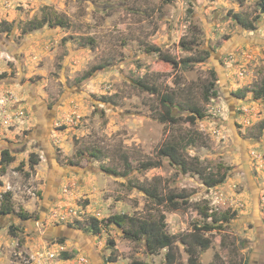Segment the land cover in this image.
Here are the masks:
<instances>
[{
	"label": "rangeland",
	"instance_id": "rangeland-1",
	"mask_svg": "<svg viewBox=\"0 0 264 264\" xmlns=\"http://www.w3.org/2000/svg\"><path fill=\"white\" fill-rule=\"evenodd\" d=\"M260 2L0 0V21L9 26H0V146L15 158L0 169V206L9 192L13 208L29 215L22 220L0 214V264H10L14 247L29 251L54 242L68 248L65 264H90V256L99 264H162L167 248L148 253L143 240L128 239L121 227L106 222L121 213L141 218L163 213L165 231L176 236L174 264H188L180 235L204 222L203 206L236 214L222 229L203 233L211 242L201 251L202 264H264V129L259 128L264 98L251 91L264 77V15L252 30L234 18L239 13L252 19ZM47 14L63 24L23 32L25 22ZM150 46L175 59H203L187 68L174 66ZM211 70L216 94L205 101L202 90L213 79ZM141 82L153 84L156 92ZM172 91L179 100L197 99L205 116L193 124L161 121V94ZM30 99L55 106L49 119L40 114L51 129L44 153L28 141L37 122ZM17 110L22 119L2 122ZM177 110L173 107L183 118ZM182 135L184 144L194 138L184 154L207 169L225 171L223 181L207 186L197 174L182 173L158 156L166 140ZM31 153L39 156L35 165ZM158 157V167L139 169L140 161ZM154 178L163 194L187 192L188 203L158 205L136 186ZM92 218L102 220L98 233L86 230ZM10 223L19 226L12 233ZM66 224L78 233L62 241L46 238L52 226L57 233ZM79 231L85 247L76 240Z\"/></svg>",
	"mask_w": 264,
	"mask_h": 264
},
{
	"label": "trees",
	"instance_id": "trees-1",
	"mask_svg": "<svg viewBox=\"0 0 264 264\" xmlns=\"http://www.w3.org/2000/svg\"><path fill=\"white\" fill-rule=\"evenodd\" d=\"M264 15V0L260 2V8L258 13L252 18L248 19V17L243 16L239 13H234V18L246 29L252 30L255 28V22ZM44 24H48L49 26L54 25H62V19H58L57 15L51 16L50 14L45 15L41 20H29L25 22L22 30L27 33L32 30H35L41 27ZM0 26L3 29H7L8 23L5 21H0ZM181 44L183 48L188 50L190 47L184 45V40H181ZM149 49L154 51L160 55L163 61L169 62L171 64L180 65L184 67H191L194 63L200 62L203 57L201 56H186L179 59H175L171 57L169 54L161 53V50L157 46H150ZM206 52V51H205ZM213 74V79L206 85L203 86L202 96L205 101H208L211 96L216 94L215 90V74L214 71L211 70ZM141 87L151 93L156 92V87L152 84L149 85L147 83L141 82ZM253 92V96L255 98H264V77L260 80V82L251 89ZM235 94L238 97H243L244 92L241 90H236ZM176 92H164L161 94V101L163 106L165 107V112L163 115L158 116L161 121H172L177 122L179 119H184L186 122L193 124L197 118H203L205 116V110L201 105L198 104L197 99H191L188 96H185V99L179 100L177 98ZM173 107H178L179 112H184L185 116L181 118V116H176L173 113ZM259 128L264 129V120L259 123ZM184 139V135H182L181 139H171L166 140L158 149L157 154L161 157H167L169 162L174 165L177 169H179L182 173H194L197 174L207 186L215 185L221 181H223L226 177V172H221L219 169L210 170L207 169L206 166L202 165L201 162L197 158H188L184 154V149L186 145L192 144L194 142V138L192 135L188 137L185 144L182 142ZM95 157L97 156L93 153ZM98 157V156H97ZM39 156L37 154L31 153L29 156V162L31 165H35L39 161ZM14 156L10 153L9 149L4 148L0 151V169L4 171L5 167L10 164L14 160ZM160 165V158H147L139 162L140 170H148ZM104 171L113 174L119 175L120 173L109 167L103 168ZM138 189L142 191L147 197L153 199L158 205L166 203L171 208H179L188 203L189 194L182 191H169L166 194L161 193L162 191L159 188V179L154 178L148 185L144 183L136 184ZM5 200L1 203L0 206V214L5 215H15L18 219H28L29 215L26 211L22 209L15 210L13 206L9 202L10 193H4ZM201 218L204 219L202 224L195 223L193 225V230L180 235V242L185 246V252L187 254V262L188 264H202L200 262L201 251L207 249L210 246V238L204 236V232L212 231L213 229H222L225 222H228L234 215L235 211H221L214 212L209 211L208 208L203 206L199 209ZM165 217L163 213H160L158 218L156 217H134L129 214L121 213V214H113L107 218V223H113L122 228L123 234L126 238L131 240H143L146 246V251L148 253H157L160 249L167 248L165 253V259L162 264H174L175 262V253L173 251V243L176 240V236L174 234H169L165 231ZM102 224V220L97 218H92L90 222V226L86 229L91 231L92 233H98L100 231V227ZM19 226L14 223L9 224V231L14 232ZM62 237H58L59 241L63 240ZM65 258H69L70 254L67 252L63 253ZM114 260V259H113ZM212 264V263H209Z\"/></svg>",
	"mask_w": 264,
	"mask_h": 264
},
{
	"label": "built area",
	"instance_id": "built-area-1",
	"mask_svg": "<svg viewBox=\"0 0 264 264\" xmlns=\"http://www.w3.org/2000/svg\"><path fill=\"white\" fill-rule=\"evenodd\" d=\"M0 108L4 111V103L1 100ZM22 110H17L13 114L3 115V123L14 125L18 119H22ZM13 118L16 119L13 121ZM51 243V242H49ZM68 248L63 242H54L51 245L39 246L29 251L14 247L10 252V264H65L70 259L63 256ZM84 260V259H83Z\"/></svg>",
	"mask_w": 264,
	"mask_h": 264
},
{
	"label": "flooded vegetation",
	"instance_id": "flooded-vegetation-1",
	"mask_svg": "<svg viewBox=\"0 0 264 264\" xmlns=\"http://www.w3.org/2000/svg\"><path fill=\"white\" fill-rule=\"evenodd\" d=\"M28 104L31 107L32 112L36 115L37 117V122L35 124V126H33L31 128V130L29 131L30 137L28 141H33L35 143L36 147L41 148L42 152H46L45 151V139L46 136L48 135V132L51 131V129L49 128V122L45 121V125H44V121H41L40 118H42L40 116V114L44 115L43 117L46 119H49V117L53 116V113L55 111V106L50 105L49 103L45 102L44 100H40L37 104V102L32 101L31 99L28 101ZM4 149L3 146H0V151ZM46 154V153H45ZM48 201H51V199H48ZM24 220V219H22ZM60 227V231H58L57 233H55L53 231V229H55V226L51 227L48 231H47V236L46 238H58V237H71L73 232H77L78 230H74L75 228H72L70 225L66 224L64 226H59ZM78 233V232H77ZM80 234H78L76 237V240L79 242L80 246H84L85 243V236L83 238L82 235H84V233L82 231H79ZM260 259H258L259 261ZM89 261L91 262L90 264H99L97 260H95L94 257L90 256L89 257Z\"/></svg>",
	"mask_w": 264,
	"mask_h": 264
},
{
	"label": "water",
	"instance_id": "water-1",
	"mask_svg": "<svg viewBox=\"0 0 264 264\" xmlns=\"http://www.w3.org/2000/svg\"><path fill=\"white\" fill-rule=\"evenodd\" d=\"M49 199H50V198H49ZM45 204H47V202H46Z\"/></svg>",
	"mask_w": 264,
	"mask_h": 264
}]
</instances>
